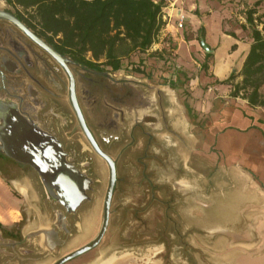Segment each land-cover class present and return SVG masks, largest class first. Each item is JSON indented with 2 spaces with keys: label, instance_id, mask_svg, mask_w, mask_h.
Segmentation results:
<instances>
[{
  "label": "rangeland",
  "instance_id": "rangeland-1",
  "mask_svg": "<svg viewBox=\"0 0 264 264\" xmlns=\"http://www.w3.org/2000/svg\"><path fill=\"white\" fill-rule=\"evenodd\" d=\"M2 1L0 11L16 14ZM208 1L216 14L203 17L220 39L221 3L226 0ZM238 5V18L245 19L251 5L248 0ZM219 41L222 47L230 45ZM204 43L210 49V43ZM235 51L223 49L221 55L238 62L240 54ZM158 52L133 56L121 72L102 76L72 68L88 125L116 161L118 179L105 237L98 247L66 264H90L111 257H127L122 264L260 263L264 253V112L233 97L222 98L220 91L208 95L205 91L210 85L199 88L197 69L186 67L192 74L189 77L178 69L180 54L172 62L169 53ZM186 57L183 50L181 59ZM0 70V128L18 104L31 128L63 143L62 149L69 153L66 158L90 179V188L95 190L86 216L75 222L72 215L68 217V231L55 225V216L32 217L33 202H45L52 214L56 207L47 203L45 189L54 198L56 194L37 169L35 173L13 162L0 164L6 173L0 175V223L21 226L23 232H33L40 225L61 233L53 250L29 240L28 252L22 243L5 241L0 234V264H55L99 236L109 166L79 125L62 68L1 20ZM131 74L141 75L140 81L126 77ZM149 80L156 85V104L150 106ZM197 86L198 93L192 90ZM139 91L145 96L135 101ZM199 101L206 103L204 108H198ZM25 134V130L13 134L20 151H24Z\"/></svg>",
  "mask_w": 264,
  "mask_h": 264
},
{
  "label": "trees",
  "instance_id": "trees-1",
  "mask_svg": "<svg viewBox=\"0 0 264 264\" xmlns=\"http://www.w3.org/2000/svg\"><path fill=\"white\" fill-rule=\"evenodd\" d=\"M16 17L75 65L96 72H119L133 56L146 55L166 26L165 0H4ZM256 2L242 27L252 45L242 70L219 82L233 88L231 97L264 107V12ZM204 42V29L200 30ZM235 48V47H234ZM213 54H206L204 70ZM242 80L236 82L237 79ZM1 159L6 156L0 153ZM1 171V170H0ZM0 228H7L0 223ZM20 237V236H19Z\"/></svg>",
  "mask_w": 264,
  "mask_h": 264
},
{
  "label": "crops",
  "instance_id": "crops-1",
  "mask_svg": "<svg viewBox=\"0 0 264 264\" xmlns=\"http://www.w3.org/2000/svg\"><path fill=\"white\" fill-rule=\"evenodd\" d=\"M154 2L158 3L160 0H153ZM168 4L175 2V5L173 7H169L165 12L170 15L172 18L168 22L166 21V26L162 30L160 36L158 37V41L156 44L152 47V49L148 52H158L161 53L163 56H165L168 51V44H172L177 48L178 55L179 56V70L184 71L187 74V77L192 75L188 72V68L191 67L194 71L197 69L198 72H200L198 75L200 76L199 80V88L208 86V91H205L210 95L213 93V91H220V96L222 98L231 99V93H232V87L229 85H220L219 82H223L231 76L233 72L239 73L244 65V62L246 60V57L251 49L252 45V39H251V33L250 31H246L243 29L242 24L245 23V19L243 16L240 15V21L238 18L237 11L239 10L238 3L241 2V0H226L221 3V7L223 11V15L221 16V29L219 30V37L221 40H225L229 42V46L222 47V44L220 43V39L215 38L213 27L208 23V18L203 16H208V14H216V8L212 6V3L208 0L204 3H202L201 0H195L194 3L187 1V0H165ZM258 1H264V0H248V3L251 5L250 8ZM227 4V5H226ZM237 7V8H235ZM260 13L264 12V3L258 8ZM181 10L182 14L186 17L184 28L178 29L177 27V20L179 11ZM201 28L204 29V41L206 40V43H210V49L212 50L210 53L213 54V57L211 59V63L209 64V69L204 70L203 65L206 63V54L207 52L202 47V41H200L201 36ZM234 38L236 39L234 41ZM235 43V44H234ZM234 44V45H233ZM235 47L234 53H239L240 58L238 62H230L223 58L221 55V50L224 49L225 52H233ZM185 50L187 57L185 59H181V52ZM200 51L203 53L200 54ZM237 53V54H238ZM200 59V63H198L195 58ZM178 58V57H177ZM189 58L191 61H189ZM182 63V64H181ZM177 65V66H178ZM185 65V67H183ZM197 65V66H195ZM175 66V65H174ZM177 68V67H176ZM122 71V70H121ZM119 71V72H121ZM208 72V75H207ZM189 75V76H188ZM197 75V76H198ZM141 75L139 74H131L126 75L127 78H132L135 80H139ZM193 79V78H192ZM198 79V77H196ZM239 81L242 79L239 78ZM140 81V80H139ZM133 87L141 89L140 85H134ZM148 88H152V97L151 99V93L149 92V99L148 103L149 106L153 103L156 104V85L155 83L150 82ZM193 91L198 93V86L192 88ZM202 90V89H201ZM262 93L264 94V86L262 88ZM141 94V91H139ZM224 94V95H223ZM142 97L145 95L142 93ZM233 100L242 101L246 105L250 106L248 101L240 99V98H234ZM153 101V102H152ZM206 105V103H204ZM203 103L197 102L198 108H204L205 105ZM143 110V107H141ZM255 110H258L260 112H264V107H253ZM264 240V239H263ZM260 263L257 264H264V253L260 256Z\"/></svg>",
  "mask_w": 264,
  "mask_h": 264
},
{
  "label": "water",
  "instance_id": "water-1",
  "mask_svg": "<svg viewBox=\"0 0 264 264\" xmlns=\"http://www.w3.org/2000/svg\"><path fill=\"white\" fill-rule=\"evenodd\" d=\"M0 19L7 20L15 25L18 29H20L26 36H28L35 44L45 50L50 56L56 60L61 67L66 72L69 79V97L70 102L72 104L73 110L78 119L79 125L83 130L85 136L90 142L93 149L96 153L102 157L108 164L110 170V179L109 186L106 195L105 201V211H104V223L102 230L99 236L92 241L90 244L68 254L67 256L60 259L55 264H66L99 246L101 241L103 240L109 225L110 219V210L111 204L114 194V189L117 183L118 174H117V164L116 161L107 154L89 128L84 113L79 104V100L76 93V82L75 77L69 67L70 60L60 53H58L54 48H52L49 44H47L44 40L38 37L34 32H32L24 23H22L18 18L14 15L0 11ZM203 46L206 49L207 53H210L211 50L206 46L203 42ZM11 121H22L27 123L25 140L24 142V154L30 153L32 158L34 159V165H32L35 169H37L42 177V180L47 183L46 176L48 175L51 178V186L56 187L61 193L62 197L67 198L68 200H74L75 205H78L80 201L84 199L83 191L87 188H90V179H88L84 174H82L78 169H76L73 165L69 164L66 160V154L62 149V144L52 137L51 135L45 133L44 131L37 130L36 128H31L30 121L26 118H21L19 116H14L10 118ZM7 123V120H6ZM5 123V126L0 131V136L2 140L3 147L0 149L5 154L13 157L19 156L20 149L16 146V143L13 140V134L16 133V129L13 128V125ZM12 124V122H11ZM33 129V130H31ZM16 159V158H15ZM17 160V159H16ZM19 161V160H17ZM23 162V161H19ZM26 163V162H23ZM29 164V163H28ZM48 184V183H47ZM80 192L81 197H75V195ZM73 202V203H74Z\"/></svg>",
  "mask_w": 264,
  "mask_h": 264
},
{
  "label": "flooded vegetation",
  "instance_id": "flooded-vegetation-1",
  "mask_svg": "<svg viewBox=\"0 0 264 264\" xmlns=\"http://www.w3.org/2000/svg\"><path fill=\"white\" fill-rule=\"evenodd\" d=\"M3 3V1L0 3V5ZM5 12H8L12 15H14L16 17V14H13L9 11H5ZM17 18V17H16ZM1 21H4V22H7L9 24H11L13 27H15L16 30H18L19 32H22L20 29H18L15 25H13L11 22L7 21V20H4V19H0ZM22 22V21H21ZM23 23V22H22ZM30 29V28H29ZM31 30V29H30ZM32 31V30H31ZM33 32V31H32ZM23 33V32H22ZM35 33V32H34ZM24 34V33H23ZM36 34V33H35ZM37 35V34H36ZM24 36L36 47H38L39 49H41L43 52H45L49 57H51L53 60L54 58L52 56H50L45 50H43L41 47H39L37 44H35L28 36H26L24 34ZM38 36V35H37ZM39 37V36H38ZM41 38V37H40ZM42 39V38H41ZM43 40V39H42ZM45 41V40H44ZM46 42V41H45ZM47 43V42H46ZM48 44V43H47ZM51 46V45H50ZM52 47V46H51ZM53 48V47H52ZM59 53V52H58ZM62 55V54H61ZM65 57V56H64ZM67 58V57H66ZM69 59V58H68ZM70 60V59H69ZM56 61V60H54ZM56 63L61 67V65L56 61ZM30 65V64H28ZM76 66V67H79L81 68L82 70L84 71H87V72H90L92 73L93 75H99V76H102V75H107L109 73V71L107 72H96V71H91V70H88V69H84L82 68L81 66H78V65H75L74 63L71 62L70 60V63H69V67L75 77V74L73 72V67ZM62 68V67H61ZM62 70L64 71V69L62 68ZM111 72V71H110ZM0 73H2V71L0 70ZM65 75L67 76L66 72L64 71ZM112 73H116V72H112ZM67 80H68V94H69V79H68V76H67ZM92 81V80H91ZM75 82H76V93H77V97H78V100H79V104L81 106V103H80V99H79V96H78V91H77V80H76V77H75ZM136 98H142L140 93L139 94H135L134 96V100L136 101L137 99ZM69 100H70V97H69ZM72 105V104H71ZM73 108V107H72ZM81 109H82V106H81ZM15 112H12L10 113V115H8L6 118L7 120V123H6V120H5V123L8 124V122H10V125H13V128L16 129V133L18 132H21L22 130H24V127H27V123L25 122H22V121H19V120H16V121H11L10 118L14 117V116H19L21 118H26L28 119L27 117H24V114L21 113L20 109H19V105L16 104V109L14 110ZM83 111V109H82ZM14 113V114H13ZM75 113V112H74ZM84 113V111H83ZM76 115V114H75ZM85 116V114H84ZM77 118V117H76ZM86 118V116H85ZM29 120V119H28ZM78 120V119H77ZM12 122V124H11ZM86 122H87V119H86ZM88 124V122H87ZM89 126V125H88ZM90 128V126H89ZM91 129V128H90ZM0 131H1V128H0ZM83 131V130H82ZM92 131V129H91ZM84 133V132H83ZM93 133V131H92ZM94 134V133H93ZM85 135V134H84ZM86 137V136H85ZM95 137V135H94ZM87 138V137H86ZM96 138V137H95ZM56 139V138H55ZM88 140V139H87ZM97 140V138H96ZM59 141V140H58ZM98 141V140H97ZM61 143V141H59ZM89 142V141H88ZM99 143V141H98ZM63 144V143H61ZM90 144V142H89ZM100 144V143H99ZM91 145V144H90ZM101 146V144H100ZM3 147L2 145V140L0 138V149ZM92 147V146H91ZM102 147V146H101ZM93 148V147H92ZM103 149V148H102ZM2 150V149H1ZM0 150V153L3 154L4 156H6V159H1L0 158V164L1 163H5V162H13L15 165L19 166V167H24V168H27V170L29 169V171H33L36 173V170H34L35 168L28 164V163H23V162H19L17 161L16 159V156L12 155L13 157L5 154L3 151ZM104 150V149H103ZM63 151L64 153L66 154V156L69 154L67 149L65 150L63 148ZM95 151V150H94ZM96 152V151H95ZM21 155H24V151H20ZM108 154V153H107ZM16 158V159H15ZM67 162L71 165H73L72 163H70L69 159L66 158ZM74 166V165H73ZM75 167V166H74ZM76 168V167H75ZM0 175L1 176H6L5 174V171L4 169H1L0 168ZM38 173V172H37ZM38 175V174H37ZM53 188V187H52ZM116 189V188H115ZM115 189H114V192H115ZM56 196L55 198L50 196V193L48 192V190L45 189V193L47 194V203L50 204V206L52 204L56 205L55 209H53V214L48 212L47 210V207H46V204L45 202H42V201H39V202H33V208H32V217H37V218H41V217H47V218H52L53 216H55V225L58 227V228H62V229H68L69 231V228H67V226H71V222L69 221L68 217L70 215H72V219L73 221L75 222V219L76 218H82V216H86L87 212L90 211V207H87L91 202L93 203V200L95 199H91V196L93 195L92 193L95 192L94 188H87L85 189L83 192V197L84 199L82 201H80V203L78 205H75V202L74 200H68L67 198H64L62 197L61 193L59 192V190L57 188H53ZM108 191V190H107ZM78 195L81 197V194L80 192H78L77 195H75V197H78ZM107 195V194H106ZM113 197H114V194H113ZM106 201V199H105ZM74 202V203H73ZM112 202H113V199H112ZM91 205V204H90ZM112 205V204H111ZM93 208V207H92ZM65 211V212H64ZM105 211V210H104ZM47 215V216H46ZM110 217H111V210H110ZM109 224H110V219H109ZM4 226V225H3ZM7 229L6 230H2L0 228V234H1V237L3 240L5 241H10V242H15V243H22V246L24 247V252H28L30 251V244L28 243L29 240H32V241H35L38 243V245L42 248V249H47V250H53L54 247L56 246L58 240L57 238H59L61 236V233H60V229L57 230V229H54V228H50V227H42L39 225V227L35 230V231H27V232H23V230L21 229V226H11V227H6ZM108 229H109V225H108ZM107 229V231H108ZM107 233V232H106ZM106 235V234H105ZM20 236V237H19ZM105 237V236H104ZM125 260H127V257L126 258H121V259H118V258H115V257H111L109 258L108 260H105V261H97V262H94V263H90V264H122Z\"/></svg>",
  "mask_w": 264,
  "mask_h": 264
},
{
  "label": "built area",
  "instance_id": "built-area-1",
  "mask_svg": "<svg viewBox=\"0 0 264 264\" xmlns=\"http://www.w3.org/2000/svg\"><path fill=\"white\" fill-rule=\"evenodd\" d=\"M175 5V2L169 3L168 6L164 9V21H170L171 20V16L168 15L165 11L171 6L173 7ZM186 17L182 14L181 10L179 11V15H178V20H177V27L178 29H183L184 28V23H185ZM168 51H169V56H170V60L172 62L176 61L177 57H178V51L177 48H175V46H173L172 44H168Z\"/></svg>",
  "mask_w": 264,
  "mask_h": 264
},
{
  "label": "bare ground",
  "instance_id": "bare-ground-1",
  "mask_svg": "<svg viewBox=\"0 0 264 264\" xmlns=\"http://www.w3.org/2000/svg\"><path fill=\"white\" fill-rule=\"evenodd\" d=\"M2 2V0H1ZM27 128V127H24V129ZM19 156H17V160L19 161H23V162H26V163H29V164H33L34 165V159L32 158V156L30 155V153H26L24 155H21V154H18ZM46 180H47V183L51 186V178L47 175L46 176ZM53 188H56L52 185Z\"/></svg>",
  "mask_w": 264,
  "mask_h": 264
}]
</instances>
